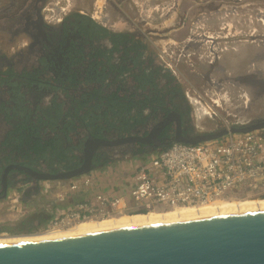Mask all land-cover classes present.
Listing matches in <instances>:
<instances>
[{
  "label": "flooded vegetation",
  "instance_id": "flooded-vegetation-1",
  "mask_svg": "<svg viewBox=\"0 0 264 264\" xmlns=\"http://www.w3.org/2000/svg\"><path fill=\"white\" fill-rule=\"evenodd\" d=\"M141 1L104 0L101 7L100 0H89L88 13L67 5L50 22L47 12L54 4L52 0H0V196L7 198L10 193L19 192L23 199L33 201L40 194L43 179L30 170L37 174L71 171L65 170L64 164H55L53 168L59 167L60 171L52 172L55 170L49 168L48 161L40 157V144L44 143L41 137L32 136L36 144L29 154L27 145L14 144L13 131L21 123L19 112L24 114V120L30 118L37 123L43 113L41 108L47 109L54 96L67 109L73 99H90L93 93L92 102H97L96 98L103 94V103L119 102L121 108L128 109L130 117L140 114L138 122L118 121L115 128L109 126L104 137L93 136L84 126L76 127L68 137L51 128L43 131V138L53 141L50 148L57 153L78 146L74 151L81 162L77 168L90 157V172L127 157L151 155L154 150L173 144L162 136L158 146L151 140L143 143L139 139H146L158 126H162L159 133L173 137L178 129L176 117L184 132L197 129L193 99L184 90L191 83L180 75V66L196 76L193 69L207 67L206 74L199 75L207 83L204 92L209 97L216 94L238 102L264 101V50H256L257 59L254 50L214 52L206 50L204 39L200 38L205 34L201 33L204 23L218 21L222 6L237 4L236 0H155L159 13L152 16L153 30L149 31V26L136 30L130 23L134 19H127V14H110L114 2L121 12L124 5L133 10ZM259 3L264 6V1ZM88 18L113 35L97 32ZM118 23L125 24L126 30L117 27ZM210 29L216 40L212 36L209 42L217 46L218 31ZM125 34L133 39L126 40ZM213 75L215 79L211 78ZM169 119L172 120L167 122ZM68 139L71 144L65 141ZM39 213L52 215L45 206L29 210L16 222L2 221L0 234L40 231L47 220L44 216L34 217ZM7 225L11 230H5Z\"/></svg>",
  "mask_w": 264,
  "mask_h": 264
},
{
  "label": "water",
  "instance_id": "water-1",
  "mask_svg": "<svg viewBox=\"0 0 264 264\" xmlns=\"http://www.w3.org/2000/svg\"><path fill=\"white\" fill-rule=\"evenodd\" d=\"M259 1V0H258ZM264 1V0H262ZM173 137L155 127L143 143L199 144L264 130V117L213 131L184 132L179 117ZM169 119L167 122H170ZM107 144L106 140H97ZM154 150L153 152H155ZM152 152V151H151ZM90 157L61 174L30 173L43 180H71L92 169ZM6 196H0L4 199ZM136 213L147 214L145 209ZM46 213L34 214V217ZM5 230H11L9 225ZM0 242V264H264V209L231 212L178 222L134 225L47 238Z\"/></svg>",
  "mask_w": 264,
  "mask_h": 264
},
{
  "label": "built area",
  "instance_id": "built-area-1",
  "mask_svg": "<svg viewBox=\"0 0 264 264\" xmlns=\"http://www.w3.org/2000/svg\"><path fill=\"white\" fill-rule=\"evenodd\" d=\"M54 5L47 12L50 22L62 14ZM67 181L45 189L47 195L54 196L50 201L64 203L75 194H87L96 183L87 174ZM256 198H264V130L199 144L175 142L142 157L122 182L57 208L40 231L19 236L67 231L83 221L129 215L141 209L161 213ZM9 199L12 208L4 204L0 211L16 208L23 217L28 213L18 208L21 199L17 192L3 199L4 203Z\"/></svg>",
  "mask_w": 264,
  "mask_h": 264
},
{
  "label": "rangeland",
  "instance_id": "rangeland-1",
  "mask_svg": "<svg viewBox=\"0 0 264 264\" xmlns=\"http://www.w3.org/2000/svg\"><path fill=\"white\" fill-rule=\"evenodd\" d=\"M51 1V0H50ZM55 3V8H58V12H62V8H65L67 5L73 9L76 8L80 11L89 12V0H52ZM70 1L72 4H70ZM104 0H100V5L102 7ZM158 1V0H157ZM155 0H142L139 5H134L133 10L129 8L128 5H124L121 9V12L114 6L116 4L110 5V14L119 16L120 14H127V19L129 16L134 19L133 27L136 30H144L147 26L151 27L153 30V22L155 12V6H158V2ZM237 4L233 3L231 6L224 5L221 8L220 13L218 14V21H209L204 23L205 30H201V33L204 32L201 39H204L206 50H246V46L249 47V50H254V57L257 59L258 54L256 50H264V25L262 20L264 19V6L259 3L258 0H236ZM60 2V3H59ZM76 4V5H74ZM232 7V5H234ZM58 5V6H57ZM50 7H52L50 5ZM163 7V5L161 6ZM262 10V11H260ZM107 12V7H105ZM125 11V12H124ZM135 16V18H134ZM151 16V17H150ZM117 27H124L125 24L118 23ZM201 25V23H199ZM210 25V26H209ZM218 31V45L215 46L214 42H209L216 40V34L213 33L210 29ZM124 30L125 27H124ZM211 36H214V39L211 40ZM205 39L207 41H205ZM207 42V43H206ZM244 44V45H243ZM243 45V46H242ZM248 50V49H247ZM178 62L176 61V64ZM210 65V64H209ZM216 66V65H215ZM215 66H213L215 68ZM197 76L187 69L185 66L179 67L180 75H185L186 79L190 80L191 84L184 86L186 93L193 99L194 109L196 112V123L197 129L200 131H213L222 126H232L235 124H241L248 121L256 120L258 118L264 117V101L255 100L253 103L250 102H238L228 96L227 100L221 99V103H215L213 100L220 99L218 95L207 96L204 92L207 88V83L204 78L199 75L200 73L206 74L205 71L207 67L199 66ZM214 70V69H213ZM212 70V72H213ZM212 79H215V76H211ZM206 87V88H205ZM211 94V93H210ZM198 100V103L194 102ZM203 104V105H202ZM203 106L207 108L209 112L203 118H199L197 113L199 110H203ZM141 157H127L125 159H120L112 164L105 165L102 168L92 171L87 175L92 176L96 180V184L101 187V184L104 185H115L123 181L125 173L133 168L137 161ZM86 176V175H85ZM69 181V180H68ZM67 181V182H68ZM61 180H43L40 184L41 191L39 196L34 197L33 201H27L21 197L20 193L17 192V195H20L21 205L18 208L22 212L25 210L39 209L44 206L43 202L50 201L54 196L45 193L46 188H52L59 184ZM56 188V187H54ZM101 189V188H100ZM14 193V192H13ZM12 193V194H13ZM11 194V193H10ZM70 198V197H69ZM0 199V207H4V204L8 208H12L10 199L4 203V200ZM73 198L71 199V201ZM52 202V201H51ZM69 202V201H68ZM70 203V202H69ZM70 205V204H69ZM23 217L22 214L18 213V210L15 208L14 211L4 209L0 211V220L1 221H13L16 222ZM21 234H6L1 233L0 237H15Z\"/></svg>",
  "mask_w": 264,
  "mask_h": 264
},
{
  "label": "trees",
  "instance_id": "trees-1",
  "mask_svg": "<svg viewBox=\"0 0 264 264\" xmlns=\"http://www.w3.org/2000/svg\"><path fill=\"white\" fill-rule=\"evenodd\" d=\"M76 16H78V14H76ZM88 22L91 23L94 29L100 34L113 35V33L108 29L98 25L90 18H88ZM125 39L132 40L133 37L125 34ZM91 95L92 97L90 99L85 98V96L81 99H73L71 105L67 109L64 108V102H59L57 100L58 96H54L47 109L41 108L43 113L39 115L37 123H34L30 118L24 120V114L19 112L21 123L16 125V129L13 131L14 144L18 146L27 145V153L29 154L30 150H34L33 148L36 144L35 139L32 136L41 137L44 143L41 142L40 144V147H43V154L40 157L45 158L48 161L49 168H53L55 164H64L65 170L69 171L77 168L81 163L78 161V156L74 153L78 146H69L68 150H62L57 153L54 149L50 148V144L53 141L45 140L43 138L42 133L44 130L49 128L55 131L59 130L61 135L68 137V133L75 130L76 127L78 128L79 126H84L91 131L93 136L104 137L103 132L105 129L109 126L115 128L118 121L125 124L130 120H134L136 122L141 120L138 119L140 114L136 115V117H130L128 109H125V107L121 108V104L119 102L112 103L111 100H108V102L103 103V94L100 98H96L97 102H92L95 95L93 93ZM71 98L73 97L71 96ZM104 106L107 107V109H103ZM59 135L60 134H57L56 137L58 138ZM65 141L69 144L72 142L70 139ZM170 146L171 144L158 151L165 150ZM53 169L55 171L52 172L60 171L59 167ZM71 199L72 196H70V198H68V200L64 203H53L47 200L43 202V205L46 207L48 212L53 213L57 208H66L67 205L80 201L77 199H73L71 201ZM16 232H20V230Z\"/></svg>",
  "mask_w": 264,
  "mask_h": 264
},
{
  "label": "bare ground",
  "instance_id": "bare-ground-1",
  "mask_svg": "<svg viewBox=\"0 0 264 264\" xmlns=\"http://www.w3.org/2000/svg\"><path fill=\"white\" fill-rule=\"evenodd\" d=\"M70 4H72L71 1ZM262 23L264 25V19L262 20ZM247 49L249 50L248 46H246V50ZM214 52H217V50ZM221 99L227 100L228 96L223 95L221 96L220 99H215L213 101L215 103L218 102L221 103ZM194 102L198 103V100H194ZM208 113L209 112L207 111V108L203 106V110L202 111L199 110L197 115L199 118H203ZM257 209H264V198L221 201L217 204L204 205L198 208L178 209V210H171L161 213H157V212H150L147 214L132 213L129 215H122L119 217L104 218L102 220H88L76 224L67 231L36 234L29 238H47L53 236H65L71 234H78L84 232H92V231L127 227L134 225L178 222L187 219H194V218H201V217H207V216H213V215H219V214H225L231 212L249 211V210H257ZM24 239H26V237L23 236L0 237V242H6L11 240H24Z\"/></svg>",
  "mask_w": 264,
  "mask_h": 264
},
{
  "label": "crops",
  "instance_id": "crops-1",
  "mask_svg": "<svg viewBox=\"0 0 264 264\" xmlns=\"http://www.w3.org/2000/svg\"><path fill=\"white\" fill-rule=\"evenodd\" d=\"M148 156V155H147ZM142 158V157H141ZM140 158V159H141ZM138 162V161H137ZM136 162V163H137ZM109 185H104V184H101V187L98 185V184H94L93 187H91L89 189V192L88 194H75L74 196H72L73 199H77V200H84L85 198L87 197H90L91 195H93L97 190H99L100 188L103 189V188H107Z\"/></svg>",
  "mask_w": 264,
  "mask_h": 264
}]
</instances>
